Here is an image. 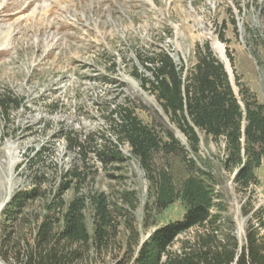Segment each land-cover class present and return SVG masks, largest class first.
<instances>
[{
    "label": "rangeland",
    "instance_id": "1",
    "mask_svg": "<svg viewBox=\"0 0 264 264\" xmlns=\"http://www.w3.org/2000/svg\"><path fill=\"white\" fill-rule=\"evenodd\" d=\"M205 41H210L221 61L216 42L224 46L236 93L239 78L264 104V0H0V98L9 94L24 99L9 115L0 105V240L3 221L15 243L32 241L63 172L81 165L79 150L68 145L66 132L81 140L91 134L98 143L105 140L103 135L115 140L104 109L125 100H130L144 123L172 130L189 157L214 172L216 191L222 193L217 201L226 208L222 211L225 232L232 231L241 245L250 226L259 227L262 234L264 164L256 170L258 183L240 190L234 181L236 172L224 168V140L216 141L199 130L200 147L194 154L156 95L143 89L135 75L138 70L151 77L143 61L147 54L160 50L169 52L188 74L197 62V44ZM120 149L125 159L116 165L104 166L90 153L80 193L104 192L126 215L121 194L134 192L137 207L131 216L141 239L157 227L181 220L186 212L182 200L156 214L150 182L139 159L128 143ZM161 159L160 164L168 160L173 166L176 180L187 175L178 157ZM35 176H44L40 185ZM38 185L43 195L28 202L16 221L3 217L15 192ZM76 192L74 183L63 197L69 202ZM86 215L92 233V210ZM145 215L149 227L144 226ZM198 230L202 229L182 234L173 250L180 248L183 239H193ZM128 234L122 224L113 242L115 251L91 255L80 264H115L119 243ZM0 264L17 263L0 255Z\"/></svg>",
    "mask_w": 264,
    "mask_h": 264
},
{
    "label": "trees",
    "instance_id": "2",
    "mask_svg": "<svg viewBox=\"0 0 264 264\" xmlns=\"http://www.w3.org/2000/svg\"><path fill=\"white\" fill-rule=\"evenodd\" d=\"M196 54L197 62L188 74L169 52L160 50L147 54L143 61L151 77L138 70L135 75L143 89L156 95L164 113L187 137L194 154L200 147L199 130L216 141L224 140V168L236 172L234 181L238 188L247 190L258 183L256 170L264 164V104L239 78L236 93L225 64L216 56L210 41L197 44ZM228 56L232 61L229 53ZM129 101L117 102L113 109L105 106L115 140L103 135L105 140L98 143L91 134L81 140L77 134L66 132L68 145L79 150L81 165L63 172L57 190L46 202L32 241L23 239L15 243L13 232L1 222V258L17 264H80L91 255L115 251L117 246L113 242L123 224L129 234L124 243H119L120 256L115 264H264V232L250 226L243 245L232 231L225 232L222 211L226 208L222 201H217L222 193L216 191L218 180L214 172L203 169L195 158L189 157L185 146L165 125L158 129L144 123ZM23 102L24 99L9 94L0 98L7 115ZM124 143L129 144L149 179L156 214L177 200H182L186 207L181 220L157 227L145 239L140 238L131 216L137 207L134 192L121 194L126 215L104 192L80 193V185L87 178L90 153L104 166L116 165L125 159L120 149ZM170 156L178 157L186 169L187 175L180 180L175 179L168 160L159 163V159ZM43 177L35 176L34 181L40 185ZM74 183L76 195L67 202L63 194ZM39 185L15 192L2 212L3 217L16 221L28 202L43 195ZM250 204L248 201L247 205ZM89 209L94 219L92 233L87 223ZM144 226L149 227L147 215ZM261 226L264 227V221ZM198 228L202 230L193 239H183L180 248L173 250L182 234Z\"/></svg>",
    "mask_w": 264,
    "mask_h": 264
},
{
    "label": "bare ground",
    "instance_id": "3",
    "mask_svg": "<svg viewBox=\"0 0 264 264\" xmlns=\"http://www.w3.org/2000/svg\"><path fill=\"white\" fill-rule=\"evenodd\" d=\"M216 46H217V49L219 50L220 54L223 56V59H226V56H225V53H224V46L221 43H219V42H216Z\"/></svg>",
    "mask_w": 264,
    "mask_h": 264
},
{
    "label": "water",
    "instance_id": "4",
    "mask_svg": "<svg viewBox=\"0 0 264 264\" xmlns=\"http://www.w3.org/2000/svg\"><path fill=\"white\" fill-rule=\"evenodd\" d=\"M224 53L226 54V50L224 49ZM228 59V58H227ZM222 62L225 64V68L228 72V74L230 75V78H231V81H232V76H231V73H232V70L229 69V65L227 64V61H225V59L222 58ZM233 82V81H232ZM233 84V83H232ZM237 174V173H236ZM235 174V175H236Z\"/></svg>",
    "mask_w": 264,
    "mask_h": 264
}]
</instances>
